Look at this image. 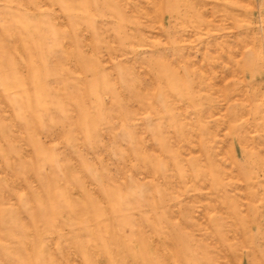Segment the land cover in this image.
<instances>
[{
    "label": "rangeland",
    "instance_id": "rangeland-1",
    "mask_svg": "<svg viewBox=\"0 0 264 264\" xmlns=\"http://www.w3.org/2000/svg\"><path fill=\"white\" fill-rule=\"evenodd\" d=\"M232 263L264 264V0H0V264Z\"/></svg>",
    "mask_w": 264,
    "mask_h": 264
},
{
    "label": "bare ground",
    "instance_id": "bare-ground-1",
    "mask_svg": "<svg viewBox=\"0 0 264 264\" xmlns=\"http://www.w3.org/2000/svg\"><path fill=\"white\" fill-rule=\"evenodd\" d=\"M228 256V255H227ZM229 258V257H228ZM224 259V258H223ZM228 260H230V259H228ZM219 263V262H218ZM222 263V262H221ZM233 264V263H232Z\"/></svg>",
    "mask_w": 264,
    "mask_h": 264
}]
</instances>
